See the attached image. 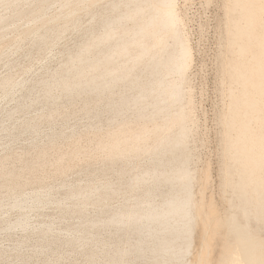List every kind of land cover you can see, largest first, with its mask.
<instances>
[{"label": "bare ground", "instance_id": "bare-ground-1", "mask_svg": "<svg viewBox=\"0 0 264 264\" xmlns=\"http://www.w3.org/2000/svg\"><path fill=\"white\" fill-rule=\"evenodd\" d=\"M175 5L176 0H0V40H7L15 51L27 42L22 52L26 59L70 29L75 35L55 68L45 66L31 78H14L9 69L17 59L8 58L0 98L14 105L0 103V140L2 133L9 142L27 133L29 146L37 148L40 122L52 124L58 114L66 123L75 113L67 108L77 103L79 112L90 118L87 129L112 126L108 139L98 142L103 156L91 173L104 175L103 181L90 176L84 183H41L23 192L21 172L0 166V188H6L9 198L6 202L0 196V211L18 212L14 220L4 216L0 230L26 234L12 251L21 253L32 234L39 240L32 248L35 253L47 255L65 247L83 256L86 264H264V0L223 4L228 50L220 68L228 84V95L223 93L228 104L221 115V213L210 202L204 206L201 200L200 206L195 197L192 98L186 81L190 46ZM82 15L87 16L84 23ZM21 19L26 21L22 32L10 36ZM4 49L0 57L7 53ZM35 107L39 113L28 115ZM17 112L23 117L6 125ZM71 129L53 130L46 142L73 136L76 131ZM208 167L203 169L209 174ZM116 198L120 200L113 204ZM50 204L58 210L55 219L33 226L30 213ZM56 222L65 225L58 228ZM197 229L200 244L193 250Z\"/></svg>", "mask_w": 264, "mask_h": 264}, {"label": "rangeland", "instance_id": "rangeland-1", "mask_svg": "<svg viewBox=\"0 0 264 264\" xmlns=\"http://www.w3.org/2000/svg\"><path fill=\"white\" fill-rule=\"evenodd\" d=\"M224 2H225V0H176V5H175L176 10H177V12L181 18V28H182L183 34H184V36L186 35L185 38H186V40L190 46V60H189L188 69L186 71V81H187V85L189 87L188 88L189 96H190V98H192L191 104H190L189 116L191 119V125H192V130H193L192 131L193 152H194V155L196 154L194 156V164H193L194 168H195V176H196V182H195V186H194L195 197L197 200L200 199L199 204L201 203V200H203L202 202L205 203L204 206L209 202L212 203L216 208L218 206V210L220 211L219 213H221L223 208L225 207V202H223L225 193L224 194L221 193L223 190H222L221 185H220V183H221V177H220L221 176V169L220 168L222 167L221 161H223L222 160L223 159V156H222V150H223V144H222L223 143V141H222L223 140V133H222L223 132L222 131L223 125L222 124H223V122H222L221 117L223 116L222 113L224 114V112L226 111L225 105L228 104V101L226 98L228 96H225V95H228V84L226 83V80L224 79L225 77L221 76L224 74H221V72H223L222 71L223 68L222 69L220 68L222 66L221 61L224 60L225 54L228 50L227 45H225V43H226L225 39H226L227 34H226V29H224L225 26H224V21H223L225 19V15H223L224 11H225L223 8ZM55 7L52 8L51 12L54 11ZM83 16H85V15H82V18H81L82 23H84V21L86 22V20H87V16H85L84 18H83ZM25 22L26 21L23 19L18 20L17 26H19V28L17 30H11L9 32L10 36L19 35L22 32V27L25 26ZM72 32L73 31L71 29L66 31L64 34L65 36H63L64 39L60 38L59 40L55 41L54 44H52V46L49 45L43 51H41L39 53H35L36 55L34 54L31 59H26L22 55V52L25 49H27V47H28L27 42L22 41L21 45H22L23 49L21 51H15L12 49L13 45L6 42L7 40H0V42L2 43V46L0 44V48H2V50H3L5 47L4 51L7 50L6 51L7 53H5L3 55L4 57L3 56L0 57V77L5 75L6 72L11 71L12 73L15 72L13 74V76L16 79L31 78L35 74L41 73L45 66H47L48 69L55 68L57 66L58 62L60 61V55H61L60 52L62 51V49L65 47L71 46L73 43V40L75 39L74 32L73 33ZM70 33H71V35H70ZM66 37H68V38H66ZM3 42H5V43H3ZM57 44H60V45H57ZM55 45H57V46H55ZM9 48H10V51L12 49L11 52H8ZM14 51L16 52V54ZM48 53H50V54H48ZM6 54L7 55L9 54L8 57H6L7 56ZM47 55H49V56H47ZM49 57H50V59H49ZM8 58L10 60H14V59L16 60L17 59L18 61L16 60L13 67L10 68L6 64L7 61H10ZM41 58H42V60H40ZM51 58H53L54 60L53 59L51 60ZM45 59H46V61H45ZM48 59H49V61H48ZM22 60H23L24 65L22 63ZM34 61H36V62H34ZM1 62L3 63V66H2ZM32 62H33V64H31ZM35 63H37V64H35ZM18 64H19V66H18ZM5 66L8 67V69L10 68L9 71H7V68L5 69ZM28 66L31 68H29ZM34 67L36 69H34ZM39 67L42 70L38 69ZM25 72H27L28 74ZM16 76L19 78H17ZM221 80H223L225 83V84L223 83L224 88L220 84L221 82H223ZM225 89H226V91H225ZM223 93H225V95ZM1 99L2 98H0V103L3 106L7 107L9 104L8 107H10V106L12 107L14 105L13 101H11V103H10L8 100L1 101ZM222 106H224V108ZM79 108H80V104H78V103H77V105L74 104L73 106H69V108H67L70 111L75 110V113L73 115H70L69 116L70 118L68 117L66 123H64V124L62 122V117L58 114L54 115L52 124H49V122L47 120H42L40 122V125H39L41 130H42L41 136L39 137V140L41 141V145L37 148H32L29 146L28 139L30 140L31 136L27 133H22L21 135H19L17 140H14L15 143L13 141L9 142L8 138L5 136V134L2 133V138L0 140V146H1L0 147V151H1L0 152V164H1L0 166L6 167L7 169H15L16 168L15 169L16 171L21 172L20 173V180L24 185L22 184L20 186V189L23 192H28V191L30 192L29 189H31V191H32V189L38 187L39 185H42L43 183L45 185H47V184L52 185L53 184V186H58L62 182H66V181H67V183H84L86 180H88V178L90 176H91L90 179L93 178V180H95L97 182L104 180V178H105L104 175L97 174V175H94V177H93L91 173L93 172V169L96 166H99V163H100L101 158L103 156V152L98 148V142L101 140L108 139L107 133L110 131V129H112V126L103 125L102 128L99 130H97L96 128H93L94 130L93 129H87L85 127V124L89 121L90 118L82 115L79 112ZM38 109H39L38 107L31 109L29 111L28 115H31V112H32V115L39 113ZM191 113H192V115H190ZM1 117H3V113H1V111H0V118ZM14 117H13V119H11L12 121L8 120L9 121L8 122L6 120L5 124L9 125L14 120L21 119L23 117V114L17 112V113H15ZM83 119H85V121ZM81 122H83V123H81ZM75 123H77V125ZM63 125H65V126H63ZM71 126L74 127V130L76 131V133L73 136L66 135V136L59 137L54 143H47L46 142V138H45L46 135L53 132V130L54 131L63 130L65 132H70L72 130ZM81 126H82V128H81ZM147 126H151V123H148ZM129 127H135V124H130ZM43 128H45V129H43ZM64 129H66V130H64ZM101 134H103V135H101ZM42 138H43V141H42ZM58 142H59V144H58ZM12 143H14V144H12ZM73 144L75 145V147ZM88 145H89V147H87ZM7 147H9V149H8L9 151L6 149ZM64 147H65V149H64ZM82 147H83V149L80 151V149ZM87 149H89V150L87 151ZM13 152H14V155H12ZM3 153H4V155H3ZM80 153H82V154L80 155ZM84 153H85V155H83ZM7 155H9V156H7ZM73 156H74V158H73ZM80 156L82 157L83 160L81 158H78ZM219 156H220V158H219ZM84 157H86V158H84ZM28 158H29V160H28ZM48 158H49V160H48ZM42 160H44V161H42ZM6 162H7V164H6ZM59 162L62 164H58ZM73 164H75V165H73ZM219 164L221 165V167H219L220 166ZM30 165H32V166H30ZM49 165H51V166H49ZM43 166H44V169H43ZM48 166H49V168H48ZM56 167L58 168V170ZM206 167L209 168V174H208V172H204ZM203 168H205V169H203ZM25 169H26V171H25ZM47 169H49V170H47ZM198 169L201 170L200 174H199ZM52 172H53V174H52ZM61 173H64V174H61ZM207 174L209 175V176H207L209 178V181L206 180L207 177L205 178V175H207ZM58 175L60 176V178ZM53 176H55V177H53ZM199 176H201V178ZM97 177H99V178H97ZM108 177H112V175H109ZM54 180H55V182H54ZM204 180L208 181V183L209 182L210 183L208 184ZM201 181H202V185H201ZM50 183H52V184H50ZM203 183H204V185L206 184V186H204ZM198 185H199V187H198ZM200 185H201V187H200ZM202 188H203V190H202ZM197 189L199 190V191H197L199 193V195H198V193H196ZM200 189L202 190V192L200 191ZM25 190H27V191H25ZM220 190H221V192H220ZM203 191H204V193H203ZM201 193H203L205 195V197L203 196L205 198V200H204V198H202V196H200ZM203 194H201V195H203ZM57 195L58 196L62 195V190H58ZM211 195L213 196V198ZM0 196H5V201L6 202L9 201V198L6 197L7 196L6 188H0ZM210 199H212V200H210ZM119 200H120L119 198H116L112 201V203L117 204L119 202ZM51 205L52 204H50L49 206L47 205L48 207L44 206L42 208L43 211H42V209H40V210H36V211H33L30 213V215H31L30 221L32 222L31 224L33 226H36L41 221L50 219V217H51V219H55V217L58 213V210H56L57 208L55 205H52V206ZM200 206H203V205L200 204ZM1 211H0V225H1V220L3 219L4 216H6L9 220H14L18 216V212L17 211L15 212V210L8 211L7 212L8 215L6 214V211H4V210H3V212H1ZM64 225H65V223L60 224L59 222H56V226L58 228L60 226L63 227ZM17 230L18 229L14 230V232L12 234H7L5 231L0 230L1 231L0 232V264H9V263L11 264V262H12V264H20V262L23 259L27 261V264H86L83 256H81L80 254L75 253L74 251L70 250L69 248H65V247H63L57 251L54 250L53 252H51L47 255L35 253L34 249H35V246H37L39 244V240L35 235H32V234L28 235L27 236L28 238H26V243L23 247V250H25V252L22 250L21 253L18 254L15 251H12V249L15 245L14 243L19 241L26 234L24 232H20V231H22L20 229L18 231ZM17 238H18V240H17ZM30 238H32V239H30ZM198 244H200L199 229L196 230L195 235H194L193 250L198 249V247H199ZM12 245H13V247H12ZM28 246H29V248H28ZM194 247H195V249H194ZM32 248H34V249H32ZM5 249H6V251L4 252ZM63 249H65V250H63ZM193 257H194V255L192 256V259H193ZM40 261H41V263H40Z\"/></svg>", "mask_w": 264, "mask_h": 264}]
</instances>
